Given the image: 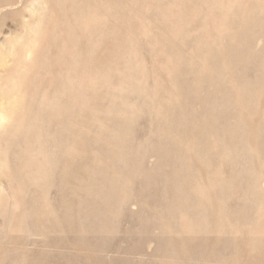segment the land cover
<instances>
[{
	"label": "rangeland",
	"instance_id": "374dc122",
	"mask_svg": "<svg viewBox=\"0 0 264 264\" xmlns=\"http://www.w3.org/2000/svg\"><path fill=\"white\" fill-rule=\"evenodd\" d=\"M30 1L0 0V44L36 23L52 43L20 87L45 98L28 106L47 108L58 148L25 169L46 179L32 194L23 177V195L2 188L0 264H264V0H241L221 34L205 0ZM11 60L0 101L17 93Z\"/></svg>",
	"mask_w": 264,
	"mask_h": 264
},
{
	"label": "bare ground",
	"instance_id": "6f19581e",
	"mask_svg": "<svg viewBox=\"0 0 264 264\" xmlns=\"http://www.w3.org/2000/svg\"><path fill=\"white\" fill-rule=\"evenodd\" d=\"M41 1V0H40ZM38 2V1H34V4H35V6H34V4H33V2L32 1H30V2H32V4H33V6L34 7H36V4L38 5V7H40V9L41 8H43V7H41V4H43V3H41V2ZM133 1V0H132ZM182 1H184V2H186V0H182ZM43 2V1H42ZM122 2V1H121ZM177 2V1H176ZM188 2V1H187ZM92 3V2H91ZM136 3V2H135ZM205 3H207V9H202V6L200 5V11H199V13H202V14H204L205 16H207V17H212V20H213V22L214 23H217V32L219 33L220 32V34H221V32H224L225 30H229V28H230V26H231V24H232V22H231V20H233L232 18H234V17H236L238 14L236 13L237 11L235 10V8H238V10H239V12L242 10V8L244 7V6H246V2L245 1H241V0H205ZM122 4V3H121ZM147 4V3H146ZM189 4H190V2H189ZM201 4V3H200ZM93 5V4H92ZM205 5V4H204ZM44 6V5H43ZM118 6H119V4H118ZM121 6V5H120ZM16 7V6H15ZM12 8V7H11ZM32 8V7H31ZM2 9V8H1ZM34 9V8H33ZM37 9V8H36ZM36 9H34L33 11H35ZM145 9V8H144ZM13 10V9H12ZM32 10V9H31ZM141 10V9H140ZM142 10H143V8H142ZM243 10H244V8H243ZM32 11V12H33ZM37 11V10H36ZM35 11V12H36ZM39 11V10H38ZM118 11V10H117ZM120 11V10H119ZM119 11L117 12V13H119ZM144 12L146 11V10H143ZM142 11V12H143ZM245 11V10H244ZM2 12V11H1ZM143 12V13H144ZM148 12V11H147ZM186 12V11H185ZM38 13H40V12H37L36 14H38ZM110 13V12H109ZM121 13V12H120ZM124 13V12H123ZM42 14V13H41ZM141 14V13H140ZM150 14H152V13H149V15ZM161 14V13H160ZM35 15V14H34ZM115 15H117L116 13H115ZM130 15V14H129ZM143 14H141V16H142ZM118 16V15H117ZM122 16V14L120 15L119 14V17H121ZM134 16H135V14H134ZM146 16H148V15H145V17ZM151 16V15H150ZM183 16V15H182ZM239 16V15H238ZM35 17V16H34ZM96 17H98L97 15H91V16H88V18H84V20H85V22L86 23H92L93 21L92 20H95L96 19ZM125 16H123V18H124ZM131 17H132V15H131ZM138 17H140L139 15H138ZM144 17V16H143ZM149 17V16H148ZM178 17H179V15H178ZM240 17V16H239ZM51 18V17H50ZM113 18V17H112ZM167 18V17H166ZM165 18V19H166ZM237 18V17H236ZM41 19V18H40ZM106 18L104 17V16H102V17H99V20L100 21H104ZM118 18H116V21H118L117 20ZM120 19V18H119ZM128 19V18H127ZM131 19V18H130ZM134 19V18H133ZM141 19V18H140ZM145 19H147V18H145ZM144 19V20H145ZM151 19H153V18H151ZM163 19V18H162ZM210 19V18H209ZM231 19V20H230ZM121 20V19H120ZM122 20H124V19H122ZM121 20V21H122ZM143 20V19H142ZM144 20L142 21L143 23H144ZM51 21V20H50ZM114 21V20H113ZM134 20H132V22H133ZM135 21H136V19H135ZM146 21H148V19L146 20ZM151 21V20H150ZM210 21V20H209ZM139 22V21H138ZM152 23H153V21H151ZM167 22V21H166ZM136 23V22H135ZM164 23V22H163ZM177 23V22H176ZM145 24V23H144ZM158 24V23H157ZM156 24V25H157ZM38 24L36 23V27L38 28L39 26H37ZM39 25H41L42 26V24H41V20H40V23H39ZM143 25V24H142ZM155 25V24H154ZM208 25V24H207ZM132 26H134V25H132ZM131 26V27H132ZM148 26H149V23H148ZM204 26V25H203ZM43 27V26H42ZM41 27V28H42ZM144 27H146V26H144ZM151 27V26H150ZM152 27H155V26H152ZM37 28L36 29H28V34H26V32L24 33V35L26 34V38H24V40H23V38L22 39H18L17 40V43H16V41H14V40H11V39H7L6 40V42H4L5 44H0V67L3 69L2 71H3V73H5V74H1L2 76L4 75H6V73H7V71H8V68L7 67H9V69H10V66L8 65V63L7 62H9V61H7V58L8 57H15L16 58V63L14 62V61H12L14 64V66H11V68H13V70H15V72L13 71V73L15 74V75H13V76H11V79H9L10 77H7L8 79H7V81H6V84L7 85H9L12 89H10V90H13V89H16V91L15 90H13V91H15V92H17L16 94H14V95H16V96H14L13 95V93H15V92H11L12 93V95H13V97H11V98H7V99H1V101H0V133H2V132H6V131H9V129H18L19 130V132H17V133H13V134H11L10 135V137H11V139H10V141H14L13 142V146H12V142H10V141H7V142H3V141H0V197H1V200H2V195H3V191H6V190H3L2 188L5 186L4 184H6V186H8V187H10L11 189H12V191H14V190H16L17 189V191H14V192H19L18 191V188L19 187H17V188H15L16 187V185H17V183L19 184L20 182H18L17 181V178L19 177H23V178H25L26 180H27V182L28 183H26V184H28V185H26V187H24V194H26L27 195V193L30 195V194H32L35 190H36V188H37V186H35V185H33V184H36V183H38L39 182V184L38 185H40V180H38V182H34V180H32V178H33V176H32V173H28L25 169L28 167L29 168V165L31 164V163H34V162H36L37 160H46V157H47V154H49V152H51L52 150H54L55 149V151H56V149L58 148H56V146H54V147H52L51 146V144H50V127L49 126H47L46 125V123L48 124V121H47V117H46V114H45V112L47 111V108L46 107H44V108H41V109H37V108H35V109H33V108H30L28 105L30 104V105H35L36 103H39L40 102V100L37 98V96H36V94L35 93H33V91L34 90H36V87L33 85L32 86V90H29V92H28V89L26 90L25 89V91L20 87L21 86V84L24 82V84H26L25 83V81H23L24 80V78H25V75H29V74H34V72L37 70V65H38V61H37V51H38V49L40 48H42V49H44V54H43V57H44V63L46 62V60H47V55H48V52H47V49H48V47L52 44H50L49 45V39H48V37L45 35H43L42 34V32L41 31H39V29H40V27L38 28V30H37ZM130 28V27H129ZM134 28H136V27H134ZM142 28V27H141ZM148 28V27H147ZM131 30V29H130ZM137 30V29H136ZM143 30H145V29H143ZM153 30V29H152ZM15 31V30H14ZM87 31H88V28L85 30V32L87 33ZM138 31V30H137ZM172 31V30H171ZM170 31V32H171ZM52 32V31H51ZM49 33V32H48ZM201 33V32H200ZM227 33H229V32H227ZM126 35V34H125ZM17 35H15V37H16ZM61 36H62V34H61ZM161 36V35H160ZM91 37V36H90ZM95 37H96V35H95ZM153 37V36H152ZM156 37V36H155ZM164 37V36H163ZM219 37V36H218ZM98 38V37H97ZM207 38V37H206ZM223 38V37H222ZM153 39V38H152ZM91 40V39H90ZM135 40V39H134ZM141 40V39H140ZM148 40H149V38H148ZM148 40L146 41V43H148ZM217 40V39H216ZM92 41V40H91ZM57 42V41H56ZM92 42H94V40L92 41ZM91 42V43H92ZM150 42H151V40H150ZM152 43V42H151ZM259 43V42H258ZM149 44V43H148ZM260 44V43H259ZM129 45V44H128ZM226 45V44H225ZM151 46V45H150ZM87 47V46H86ZM125 47H126V45H125ZM145 47V46H144ZM131 49H133V47H131ZM162 49H164V48H162ZM49 50V49H48ZM91 50V49H90ZM213 50V49H212ZM133 51V50H132ZM136 51V50H135ZM122 52H123V50H122ZM79 53V50L77 49V48H74V50L72 51V56H76L77 54ZM124 53V52H123ZM129 53V52H128ZM133 53V52H132ZM160 53V52H159ZM210 53V52H209ZM80 54V53H79ZM137 55V54H136ZM127 56V55H126ZM119 57H120V53H119ZM123 57V56H122ZM235 58V57H234ZM117 59V58H116ZM132 61V60H131ZM42 62V61H41ZM198 62V61H197ZM91 64H92V62H90ZM10 65H12V63L10 64ZM87 65V64H86ZM133 66H134V68L136 67L135 66V64H134V62H133V64H132ZM139 65V64H138ZM76 67V66H75ZM97 67V66H96ZM126 67V66H125ZM129 67V66H128ZM15 68V69H14ZM46 68H47V66H46ZM84 68V67H83ZM92 68V67H91ZM190 68V67H189ZM74 69V68H73ZM76 69V68H75ZM1 70V69H0ZM77 70V69H76ZM86 70H88V69H86ZM94 70V69H93ZM117 70V69H116ZM130 70V69H129ZM84 71V70H83ZM106 72V71H105ZM173 72V71H172ZM73 73V72H72ZM75 73V72H74ZM79 73V72H78ZM77 73V74H78ZM92 73V72H91ZM90 73V74H91ZM8 74H11V73H8ZM7 74V75H8ZM32 74V75H33ZM83 76V75H82ZM137 77V76H136ZM0 78H2L1 76H0ZM4 78V77H3ZM48 78V77H47ZM152 78V77H151ZM175 78V77H174ZM217 78V77H216ZM4 79H6V78H4ZM28 79V78H27ZM78 79V78H77ZM98 79H99V77H98ZM92 80V79H91ZM110 82H112V81H110ZM117 82V81H116ZM119 83V82H118ZM64 84V83H63ZM131 84V83H130ZM3 85H5V84H3ZM50 85V84H49ZM69 85V84H68ZM96 85V84H95ZM116 85V84H115ZM134 85V84H133ZM152 85V84H151ZM8 86V87H9ZM117 86V85H116ZM136 86V85H135ZM153 86V85H152ZM203 86V85H202ZM121 87V86H120ZM120 87H118V88H120ZM196 89V88H195ZM3 90V89H2ZM1 90V91H2ZM243 90V89H242ZM4 91V90H3ZM7 91V90H6ZM84 91V90H83ZM155 91V90H154ZM91 92V91H90ZM249 92V91H248ZM27 93V97H25V94ZM44 93V92H43ZM80 93V92H79ZM82 93V92H81ZM89 93V92H88ZM117 93V92H116ZM144 93V92H143ZM0 94H2V93H0ZM8 93L6 92V95H7ZM90 94H92V93H90ZM90 94H88V95H90ZM112 95H113V92L111 93ZM4 94H2V96H3ZM5 95V96H6ZM9 95H10V93H9ZM9 95H7V96H9ZM83 95V94H82ZM81 95V96H82ZM116 95V94H115ZM114 95V96H115ZM138 95V94H137ZM198 95V94H197ZM4 96V97H5ZM84 96V95H83ZM58 97V96H57ZM125 97V96H124ZM129 97H130V95H129ZM137 97V96H136ZM262 97V96H261ZM260 97V98H261ZM83 98V97H82ZM126 99H127V97H125ZM255 98H256V96H255ZM57 99V98H56ZM109 99V98H108ZM158 99V98H157ZM244 99V98H243ZM82 100V99H81ZM167 100V99H166ZM79 101V100H78ZM83 101V100H82ZM152 101H154V100H152ZM172 101V100H171ZM44 102H45V98L44 97H42V100H41V102L40 103H42V104H44ZM53 102V101H52ZM57 102V101H56ZM86 102V101H85ZM130 102V101H129ZM71 103V102H70ZM79 103H80V101H79ZM82 103V102H81ZM151 103V102H150ZM84 104V103H83ZM245 104V103H244ZM264 104V103H263ZM150 105V104H149ZM163 105V104H162ZM53 106V105H52ZM121 106V105H120ZM148 106V105H147ZM263 106V105H262ZM122 107V106H121ZM140 107V106H139ZM245 107V106H244ZM260 107V106H259ZM57 108V107H56ZM70 108V107H69ZM264 108V107H263ZM127 109V108H126ZM234 109V108H233ZM41 110V111H40ZM205 110H206V108H205ZM258 110H261V109H258ZM123 111H124V108H123ZM125 112V111H124ZM123 112V113H124ZM130 112V111H129ZM128 112V115L130 114ZM206 112V111H205ZM154 113V112H153ZM187 113V112H186ZM125 114V113H124ZM135 114V113H134ZM49 115V114H48ZM227 116V115H226ZM135 117V116H134ZM258 117V116H257ZM132 118V117H131ZM127 119V118H126ZM129 119V118H128ZM230 119V118H229ZM247 119V118H246ZM248 120H250V118L248 119ZM252 120V119H251ZM41 122V123H40ZM250 123H251V121H250ZM246 126H247V124H245ZM37 126V127H36ZM140 126V125H139ZM244 126V125H243ZM250 126V125H249ZM223 128V127H222ZM4 132V133H5ZM230 133V132H229ZM251 135H252V133H251ZM94 136V135H93ZM253 136V135H252ZM115 137V136H114ZM3 138H5V137H3ZM206 138V137H205ZM221 140V139H220ZM40 141H41V143H40ZM50 144V145H49ZM3 146H5V149H4V147ZM179 146V145H178ZM236 147V146H235ZM239 147V146H238ZM38 149H39V152L37 153L36 151H38ZM233 149H235V148H233ZM237 151V150H236ZM238 151H239V149H238ZM238 151H237V153H238ZM249 151H250V149H249ZM253 151V150H252ZM37 153V154H36ZM52 153V152H51ZM56 153V152H55ZM144 153V152H143ZM94 154V153H93ZM236 155V154H235ZM238 155V154H237ZM242 155H243V153H242ZM53 156V155H52ZM51 157V156H50ZM216 158V157H215ZM240 159H241V157H240ZM249 159V158H248ZM261 159V158H260ZM244 160V159H243ZM49 161V160H48ZM236 161V160H235ZM41 162H43V161H41ZM40 162V163H41ZM238 162V161H237ZM48 163H50V162H48ZM56 163V162H55ZM236 163V162H235ZM240 163V162H239ZM58 164V163H57ZM243 164V163H242ZM44 165V164H43ZM69 165V164H68ZM250 165V164H249ZM37 166V165H36ZM39 166V165H38ZM47 166V165H46ZM45 166V167H46ZM32 167H33V165H32ZM45 167H44V169H45ZM48 167H49V165H48ZM118 167V166H117ZM130 167V166H129ZM133 167H134V165H133ZM22 168V169H21ZM31 168V167H30ZM39 168H42L43 169V167H39ZM33 169H35V168H33ZM48 169V168H47ZM96 169V168H95ZM245 169V168H244ZM36 170V169H35ZM41 170V169H40ZM194 170V169H193ZM239 170V169H238ZM6 171H10L11 173H12V177H10L9 179L7 178V177H5V173H6ZM26 171V172H25ZM29 171V170H28ZM33 171V170H32ZM44 171H47V170H44ZM40 172V171H39ZM38 172V175H42V173L40 172L39 173ZM8 173V172H7ZM34 173H36V172H34ZM46 173V172H45ZM44 173V174H45ZM43 174V175H44ZM217 174V173H216ZM197 175H199V174H197ZM256 175V174H255ZM254 175V176H255ZM36 176V175H35ZM50 176V175H49ZM123 176V175H122ZM126 176V175H125ZM40 177H42V176H40ZM46 177V176H45ZM21 178H20V180H21ZM5 179L7 180V181H5ZM38 179V178H37ZM42 180H43V178H42ZM44 180H46V179H44ZM44 180H43V182H41V183H44ZM48 180V179H47ZM51 180V179H50ZM172 180V179H171ZM17 181V182H16ZM23 181V180H22ZM21 181V183L23 184L24 182H22ZM102 181V180H101ZM202 181V180H201ZM200 181V182H201ZM47 182H49V180L47 181ZM46 182V185L48 184ZM51 182V181H50ZM20 183V184H21ZM104 183V182H103ZM169 183V182H168ZM184 183V182H183ZM243 183V182H242ZM253 183V182H252ZM86 184V183H85ZM163 184V183H162ZM186 184V183H185ZM245 184V183H244ZM42 185V184H41ZM52 185H53V182H52ZM51 185V186H52ZM87 185V184H86ZM89 185V184H88ZM18 186H20V185H18ZM25 186V185H24ZM50 186V185H49ZM124 186V185H123ZM7 187V188H8ZM39 187V186H38ZM46 187H48V186H46ZM90 187V186H89ZM21 188V187H20ZM72 188V187H71ZM85 188H86V186H85ZM205 188V187H204ZM39 189H41V188H39ZM43 189V188H42ZM44 189H45V187H44ZM162 189V188H161ZM184 189V188H183ZM7 191H9V189H7ZM11 191V192H12ZM20 191H21V189H20ZM39 191V190H38ZM92 191V190H91ZM182 191V190H181ZM40 192H41V190H40ZM16 193H14V194H16ZM20 193V192H19ZM39 193V192H38ZM125 193V192H124ZM6 194V193H5ZM8 194V193H7ZM6 194V195H7ZM20 194H22V192L20 193ZM37 194V193H36ZM45 194V193H44ZM23 195V194H22ZM105 195V194H104ZM245 195V194H244ZM11 196L13 197V199H14V196H13V192H12V194H11ZM10 196V197H11ZM16 196V195H15ZM33 195H31V197H32ZM34 196H35V194H34ZM80 196V195H79ZM6 197V196H5ZM8 197V196H7ZM7 197L5 198L6 200H8L7 199ZM12 197H11V199H10V201L12 200ZM26 198H27V196H25ZM24 197V198H25ZM30 197V196H29ZM30 197V198H31ZM81 197V196H80ZM193 197V196H192ZM4 198V197H3ZM85 198V197H84ZM15 199H16V197H15ZM32 199V198H31ZM35 199V198H34ZM173 199V198H172ZM5 200V201H6ZM18 200V199H17ZM28 200V199H27ZM26 200V201H27ZM30 200V199H29ZM41 200V199H40ZM9 201V200H8ZM31 201H33V200H31ZM24 202V200H22V203ZM30 202V201H29ZM35 202V201H34ZM240 202V201H239ZM10 202H8V204H9ZM17 203H19V202H17ZM31 203V202H30ZM41 203V202H40ZM203 203V202H202ZM8 204H4L3 203V206L4 207H6V209L8 208ZM25 204V203H24ZM26 205V204H25ZM31 205H33V203L31 204ZM88 205V204H87ZM217 205V204H216ZM12 207H14L15 206V208H16V202H15V200L13 201V203H12V205H11ZM195 206V205H194ZM1 207H2V204H1ZM30 207V206H29ZM29 207H25V208H29ZM63 207V206H62ZM31 208V207H30ZM29 208V209H30ZM33 208V207H32ZM64 208V207H63ZM62 208V209H63ZM65 208H67V207H65ZM196 208V207H195ZM205 208V207H204ZM1 209V208H0ZM73 210V209H72ZM242 210V209H241ZM33 211H35V210H33ZM32 211V212H33ZM65 211H67V210H65ZM29 212V211H28ZM68 212V211H67ZM200 212H202V211H200ZM27 213V212H26ZM26 213H25V216H26ZM59 213V212H58ZM24 214V213H23ZM29 214V213H28ZM61 214V213H60ZM66 214V213H65ZM88 214V213H87ZM30 215V214H29ZM55 215H57L56 213H55ZM64 215V214H63ZM103 215V214H102ZM196 215V214H195ZM31 216V215H30ZM29 216V217H30ZM62 216V215H61ZM60 216V217H61ZM64 216H66V215H64ZM64 216H63V218H64ZM24 217V216H23ZM29 217H27L26 216V218L27 219H29ZM56 217V216H55ZM168 217V216H167ZM62 218V219H63ZM25 219V218H24ZM52 219H54V216H53V218ZM59 219V218H58ZM181 219V218H180ZM32 220V219H31ZM162 220V219H161ZM164 220V219H163ZM216 220V219H215ZM12 221V220H11ZM25 221V220H24ZM23 221V222H24ZM56 220L54 219V222H55ZM255 221H256V219H255ZM31 222V221H30ZM53 222V223H54ZM79 222V221H78ZM200 222H202V221H200ZM32 223V222H31ZM191 223V222H190ZM257 223V222H256ZM28 224V223H27ZM5 225V224H4ZM73 225V224H72ZM184 225V224H183ZM183 225H181V228H182V226ZM26 226H28L29 228H30V226H31V224L29 223V225H26ZM68 226V225H67ZM169 226V225H168ZM191 226V225H190ZM4 227V226H3ZM56 227V226H55ZM167 227V226H166ZM180 227V226H179ZM90 228V227H89ZM181 228H180V232H181ZM201 228V227H200ZM8 229H9V234H11V235H14V234H16L17 232H18V227L16 226V225H10V226H8ZM23 229H25V228H23ZM31 229H32V226H31ZM34 229V228H33ZM32 229V230H33ZM191 229V228H190ZM252 229V228H251ZM27 230V229H26ZM46 230V229H45ZM50 230V229H49ZM58 230V229H57ZM28 231H31V230H28ZM51 231V230H50ZM165 231V230H164ZM179 231V230H178ZM42 232V231H41ZM49 232V231H48ZM152 232V231H151ZM19 233V232H18ZM35 233V232H34ZM39 233V232H38ZM38 233H36V234H38ZM182 233V232H181ZM186 233V232H185ZM20 234H22V233H20ZM174 234V233H173ZM251 234V233H250ZM49 234H47V236H48ZM45 236V235H44ZM162 236V235H161ZM175 236V235H174ZM251 237V236H250ZM20 237H18V239H19ZM177 238V237H176ZM188 238V237H187ZM253 238V237H252ZM47 239V238H46ZM49 239V238H48ZM14 240H16V239H14ZM14 240H12V242L14 241ZM44 240V239H43ZM18 241V240H17ZM46 241V240H45ZM11 242V241H10ZM1 243V242H0ZM18 243V242H17ZM5 244V243H4ZM3 243L1 244V246L3 245V249H4V246L5 247H7L8 245L6 244V245H4ZM9 244V246L12 244V246H13V244L14 243H8ZM191 244V243H190ZM15 245V244H14ZM173 245V244H172ZM9 246L7 247V248H9ZM11 246V247H12ZM18 246V245H17ZM50 247V246H49ZM1 248V247H0ZM7 248H5L4 250H6ZM2 249V248H1ZM17 249H19V248H17ZM15 251H17V250H15ZM178 251V250H177ZM5 252L6 251H4V252H2V254L4 253V255H5ZM1 253V252H0ZM9 253V252H8ZM19 254V253H18ZM48 255V254H47ZM5 256H7V254L5 255ZM4 257V256H3ZM17 257V256H16ZM1 258V257H0ZM14 258V257H13ZM25 258V257H24ZM31 258V257H30ZM17 259H19V257L17 258ZM17 259H15V261L17 260ZM175 258H173V260H174ZM179 259V258H178ZM4 260V259H3ZM7 260V263L5 262ZM6 260H4V262H5V264H17L14 260H9L8 261V257L6 258ZM25 260V259H24ZM28 260V259H27ZM171 260V259H170ZM169 260V262H172V260L170 261ZM175 260H177V259H175ZM1 261V260H0ZM21 261V260H20ZM20 261H19V263H20ZM23 263H24V261H22ZM2 263V262H1ZM3 264V263H2ZM176 264V263H175Z\"/></svg>",
	"mask_w": 264,
	"mask_h": 264
}]
</instances>
